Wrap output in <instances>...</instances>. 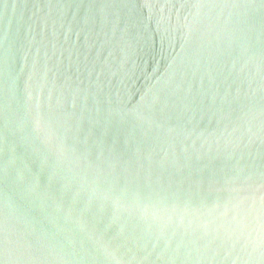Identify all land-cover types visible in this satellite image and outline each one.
I'll return each instance as SVG.
<instances>
[{
	"label": "water",
	"instance_id": "obj_1",
	"mask_svg": "<svg viewBox=\"0 0 264 264\" xmlns=\"http://www.w3.org/2000/svg\"><path fill=\"white\" fill-rule=\"evenodd\" d=\"M0 264H264V0H0Z\"/></svg>",
	"mask_w": 264,
	"mask_h": 264
}]
</instances>
